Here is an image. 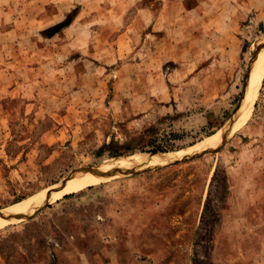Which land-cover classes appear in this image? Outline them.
<instances>
[{
    "label": "rangeland",
    "instance_id": "obj_1",
    "mask_svg": "<svg viewBox=\"0 0 264 264\" xmlns=\"http://www.w3.org/2000/svg\"><path fill=\"white\" fill-rule=\"evenodd\" d=\"M230 5L237 74L205 91L168 61L179 30L121 35L135 7L110 30L86 0H0V210L76 170L190 149L0 226V264H264V63L248 119L229 130L264 52V0Z\"/></svg>",
    "mask_w": 264,
    "mask_h": 264
},
{
    "label": "crops",
    "instance_id": "obj_2",
    "mask_svg": "<svg viewBox=\"0 0 264 264\" xmlns=\"http://www.w3.org/2000/svg\"><path fill=\"white\" fill-rule=\"evenodd\" d=\"M86 2L89 7L97 5V14L106 18L107 28L110 30L115 29L117 24L124 25L123 15L135 7L131 12V21L125 24L126 30L118 31L121 35H164L179 30L185 41L175 45L168 61L180 62L177 69L181 78L191 77L193 81L196 79L205 91L222 90L233 82L238 70L237 59L241 47L240 39L235 33L236 19L229 10L231 0H199L194 6L182 9L172 6L170 0ZM235 16L237 19L241 18L239 13ZM99 31L97 29L94 32ZM160 38L162 37L159 36ZM207 55L209 57L205 59ZM138 70L137 78L142 76Z\"/></svg>",
    "mask_w": 264,
    "mask_h": 264
},
{
    "label": "bare ground",
    "instance_id": "obj_3",
    "mask_svg": "<svg viewBox=\"0 0 264 264\" xmlns=\"http://www.w3.org/2000/svg\"><path fill=\"white\" fill-rule=\"evenodd\" d=\"M263 63L264 52H260L259 54H257L255 62L253 63V68L250 70L249 79L246 85V89L237 118L230 123L229 130L235 129L239 121L242 125L248 119L257 96V87L260 82V76L258 75V71L260 66H263ZM253 77H256L255 81L253 80ZM253 81L254 86L250 89V86ZM221 132L222 131H220V133ZM189 150L190 149H184L170 153L145 154L137 157L121 159L116 161L115 164L109 163L107 166L99 170L96 169L97 167L90 168L89 171L84 172H77L76 170L72 172V176L68 179L66 185L63 186L61 190L60 188H58V184H54L49 189H45L42 192L26 200L20 201L12 206L7 207L6 209L0 210V226L2 227L3 225L13 224L28 219L32 217V215L35 214L41 208L55 203L56 201L62 199L64 196L78 193L89 186L99 184L103 181L111 179L113 178V176L119 173L121 174L122 172L124 173L137 169L167 166L171 163H174L175 161H179L187 157L189 154ZM93 170H96V172L92 174L91 172Z\"/></svg>",
    "mask_w": 264,
    "mask_h": 264
},
{
    "label": "water",
    "instance_id": "obj_4",
    "mask_svg": "<svg viewBox=\"0 0 264 264\" xmlns=\"http://www.w3.org/2000/svg\"><path fill=\"white\" fill-rule=\"evenodd\" d=\"M249 70H250V69H249ZM249 70H248V73H247V76H246V84H247V79H248ZM246 84H245V86H244V90H245ZM243 94H244V91H243ZM239 107H240V104H239ZM239 107L237 108L236 112L238 111ZM236 112L232 115V118H231V119L234 118ZM223 143H224V141L221 143V145H223ZM221 145H220V146H221ZM220 146H219V147H220ZM217 148H218V147H217ZM217 148H214V149H212V150H208V151H204V152H201V153H198V154H203V153H205V152H206V153H210L211 151H214V150L217 149ZM159 153H160V152H159ZM152 154H156V153H152ZM198 154H196V155H198ZM187 158H189V156L185 157L184 159H187ZM175 162H178V161H175ZM88 169H90V168H88ZM84 170H87V169H84ZM95 172H96V170H93L91 173L93 174V173H95ZM71 176H72V173H71L70 175H68L65 179H63L61 182L58 183V185H59L58 188H60V190L63 188V186L66 185L68 179H69Z\"/></svg>",
    "mask_w": 264,
    "mask_h": 264
},
{
    "label": "trees",
    "instance_id": "obj_5",
    "mask_svg": "<svg viewBox=\"0 0 264 264\" xmlns=\"http://www.w3.org/2000/svg\"><path fill=\"white\" fill-rule=\"evenodd\" d=\"M216 131V130H215ZM214 132V131H213ZM213 132H211V133H209V134H207L206 136H208V135H210V134H212ZM152 151V153H156V154H158L157 152H160V153H169V151H171L172 149H164V148H162V147H159V146H155V147H153L152 149H151ZM166 151H168V152H166ZM178 151V150H177ZM115 156H119V155H117V154H115V153H112L111 154V157H115ZM70 195H66V196H64V198L63 199H66V198H68ZM17 202V201H16Z\"/></svg>",
    "mask_w": 264,
    "mask_h": 264
}]
</instances>
